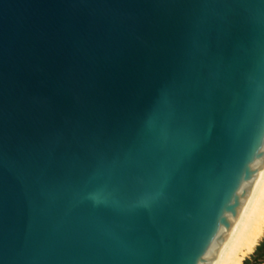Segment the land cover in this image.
<instances>
[{
	"label": "water",
	"instance_id": "water-1",
	"mask_svg": "<svg viewBox=\"0 0 264 264\" xmlns=\"http://www.w3.org/2000/svg\"><path fill=\"white\" fill-rule=\"evenodd\" d=\"M264 194V0H0V264H222Z\"/></svg>",
	"mask_w": 264,
	"mask_h": 264
},
{
	"label": "bare ground",
	"instance_id": "bare-ground-1",
	"mask_svg": "<svg viewBox=\"0 0 264 264\" xmlns=\"http://www.w3.org/2000/svg\"><path fill=\"white\" fill-rule=\"evenodd\" d=\"M264 233V194L240 237L222 264H241Z\"/></svg>",
	"mask_w": 264,
	"mask_h": 264
},
{
	"label": "trees",
	"instance_id": "trees-1",
	"mask_svg": "<svg viewBox=\"0 0 264 264\" xmlns=\"http://www.w3.org/2000/svg\"><path fill=\"white\" fill-rule=\"evenodd\" d=\"M263 235H264V233H263ZM256 245L254 247L255 250L253 248L254 252L252 250V252H253L252 256L249 257V258H246L247 257L246 256L242 260V263L241 264H259V263H261V262L264 261V238L260 241V243L257 246Z\"/></svg>",
	"mask_w": 264,
	"mask_h": 264
},
{
	"label": "rangeland",
	"instance_id": "rangeland-1",
	"mask_svg": "<svg viewBox=\"0 0 264 264\" xmlns=\"http://www.w3.org/2000/svg\"><path fill=\"white\" fill-rule=\"evenodd\" d=\"M263 238H264V235H262V237H261V238H260V240L258 241V244L260 243V241H261ZM258 244H257V245H258ZM257 245H256V246H257ZM254 250H255V248H254ZM254 250H253V252H254ZM253 252H252L251 254L249 253V254L247 255V257H246V258H249V257H251V256H252V254H253ZM259 264H264V261H263V262H261V263H259Z\"/></svg>",
	"mask_w": 264,
	"mask_h": 264
}]
</instances>
